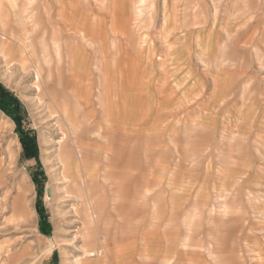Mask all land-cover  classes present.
<instances>
[{
    "label": "crops",
    "instance_id": "obj_1",
    "mask_svg": "<svg viewBox=\"0 0 264 264\" xmlns=\"http://www.w3.org/2000/svg\"><path fill=\"white\" fill-rule=\"evenodd\" d=\"M151 1L0 0V7L5 11L0 20V48L6 55V59L2 57V68H6L7 63L10 69L14 64L21 69L23 62L24 78L30 77L21 81L18 74L10 83L3 78L0 81L15 93L18 91L13 88H17L18 83L33 82L43 86V90L47 86L49 93L45 90L38 99L49 100L53 106H63L66 114L77 115V121L70 120L69 116L62 119L56 116L69 126L84 123L86 113L100 118L98 132L103 138L96 146L104 166L103 175L112 180H137V172L134 174L131 170V156L138 140L145 137L150 139V144L154 142L153 118L169 117L165 101L170 99L177 107L174 119L185 116L187 86L196 99L189 109L195 110L208 102L210 109L215 108L208 117L212 123L193 126L239 135L256 132L259 136H254L255 142L264 144V124L250 123V106L236 98L229 102V81L237 70L249 65L234 60L229 53L264 52V0H162V26L156 32L150 28L152 15L145 17V23L139 26L137 23L144 6ZM159 48L163 51L157 53ZM191 52L208 61L203 64L186 60V54ZM253 68L264 69L258 64H253ZM259 76L264 81V73ZM204 85H210L208 94ZM142 86H145L143 90ZM169 86H178L175 95H171ZM240 118L241 123L237 124ZM87 123L93 124L89 120ZM183 123L188 122H178L172 130L180 132ZM158 127L163 132L170 130L169 126ZM67 141L75 147L76 141ZM92 141L95 140L88 139V145ZM87 149L94 152L92 146ZM167 165L165 161L159 163L161 176L156 178L157 186L162 189L163 211L181 212V195L187 187L183 182L177 187L170 182ZM219 166L214 184L209 188L219 189V195L224 193L226 197L229 180L234 176L229 174V168ZM153 170L151 160L140 178L149 182L146 198L147 214H151V218ZM240 178L249 181L260 178V174L250 172L247 167ZM206 186L205 183H200V187L194 184L193 189L198 192ZM126 187L129 188L125 192H130L132 186ZM131 211L127 206L125 212ZM132 222H124L125 227L131 229ZM250 225L244 226L249 235L243 245L247 263L264 264V236L261 234L264 222ZM155 226L150 221L136 232L120 231L114 237L105 234L103 242L132 246L130 256L137 264H212L210 258H205V252L198 253L187 247L191 244L183 232L174 233L177 231H171L167 222ZM253 230L258 231V236H251ZM107 253L100 252L104 260L109 258Z\"/></svg>",
    "mask_w": 264,
    "mask_h": 264
},
{
    "label": "rangeland",
    "instance_id": "obj_2",
    "mask_svg": "<svg viewBox=\"0 0 264 264\" xmlns=\"http://www.w3.org/2000/svg\"><path fill=\"white\" fill-rule=\"evenodd\" d=\"M152 1L144 6L142 17H139L137 23L138 26L145 23V17L152 15L154 20L149 22L150 28L156 32L160 31L162 26V0ZM138 33H141L140 29ZM161 51L163 50L159 48L157 53ZM229 56L249 64L247 68L234 71L235 74L229 81V102L235 98L242 100L245 105L250 106V123L264 124V81L259 76L264 73V69L253 68V64L264 67V52L229 53ZM186 60L200 61L203 64L208 61L193 52L186 54ZM5 64L6 68L0 65V79L3 77L10 83L18 74L21 81L30 79L28 76L24 78L23 62L20 64L21 69L14 62L10 64L15 65L11 70L9 65ZM0 84L7 87L1 81ZM204 86L208 94L210 85ZM42 87L32 82L18 83L17 88H13L18 91L16 93L6 88L20 101L24 109L22 130L36 136L38 159H23L22 144L16 133L17 124L0 111V264H74L76 260L82 259L86 251H93L97 256L101 250L108 252L109 258L104 260L102 254L99 257H90L84 264H137L130 256L132 246L104 243V237L105 234L114 237L120 231L136 232L150 221H153L154 227L167 222L171 231H177L174 233L183 232L191 244L187 247L197 250L198 253L205 252V258H210L212 264H249L243 248L246 236H249L244 226H256L264 222V144L255 142L254 138L259 136L258 133L239 135L211 131L204 126H193L192 124L212 123L208 117L215 108L210 109L208 102L195 110L189 109L196 99L187 86L185 116L174 119L173 114L177 113L178 109L170 99L165 101V106L169 108V117L153 118L154 142L150 144V139L146 140L145 137L138 140L137 148L131 156V170L134 174L137 172V180H112L111 177L103 175L104 166L100 163L99 149L96 146L97 141L103 138L101 132H98L101 119L89 114L87 116L86 113L84 123H81L84 127L78 130L66 122L59 121L58 117L62 119V116H69L68 118L74 121H77L78 117L66 114V109L61 105L53 106L49 100L38 99L42 98L40 93L45 90L49 93L47 86H44V90ZM169 87L171 95H175L178 86ZM143 88L145 86H142L141 90ZM145 119L146 117H142V120ZM88 120L93 124L89 125ZM241 120L242 118L237 119L236 123L240 124ZM182 121L191 124L183 123L180 132H177V129L172 130L173 125L176 126L175 124ZM140 126L138 125V128H141ZM158 126H169L170 130L163 132ZM65 134L67 136L64 138ZM63 138L65 142L74 140L80 144L79 149L72 145L70 148V144L65 146L66 151L71 153L70 160L78 162L70 163L66 168L59 161L60 141ZM90 138L95 141L88 145ZM88 146H92L94 152L89 151ZM151 160L155 178L153 190H150V194L154 196L152 218L151 214H147L149 208L146 191L149 182L140 179L141 173ZM162 161L168 164L170 182L176 187L183 182L187 187L181 195V212L163 211L162 189L157 186L156 180L161 176L158 165ZM219 163H223L222 166H219ZM218 166L229 168V174L234 176L229 180V194L226 197L223 196L224 193L219 195V189L218 191L209 188V185L214 184ZM247 167L250 172L260 174V178L243 181L240 178L241 172ZM87 171L94 172L96 188L85 186L82 189L83 192H90L89 206H84L82 191L68 182L73 175L79 176ZM38 173L40 179L45 177L39 195L33 179ZM65 176L70 178L68 182L63 179ZM200 183L208 186L197 192L193 185L200 187ZM125 185L132 186L130 192H125L129 188H125ZM49 186L54 189L50 196L47 192ZM23 189H26V197L34 214L31 221L26 220L20 204V193ZM128 195L129 198L125 197ZM221 199L224 201L221 202ZM37 202H40L50 226L46 234L40 231L41 214ZM245 202L247 204H244ZM127 206H130L132 213L125 212ZM131 221L132 228L127 229L124 222ZM253 232L251 236H258L257 230ZM261 234L264 236V232ZM55 239L57 244H54ZM41 240L53 246L47 257L37 251L36 244Z\"/></svg>",
    "mask_w": 264,
    "mask_h": 264
},
{
    "label": "bare ground",
    "instance_id": "obj_3",
    "mask_svg": "<svg viewBox=\"0 0 264 264\" xmlns=\"http://www.w3.org/2000/svg\"><path fill=\"white\" fill-rule=\"evenodd\" d=\"M5 11L3 9H1L0 7V20H1V17L2 15H4ZM5 17V16H4ZM3 17V18H4ZM7 17V16H6ZM5 20V19H4ZM4 46V45H3ZM4 55V59H6V55L2 53L1 51V48H0V60L1 58L3 57ZM3 61V60H2ZM2 63H0L1 65ZM16 65V64H15ZM5 68V67H4ZM42 68V67H41ZM14 69V68H13ZM9 70V69H8ZM11 70V69H10ZM2 71V70H1ZM12 72V71H11ZM15 72H13L14 74ZM10 74V72L8 73ZM24 74V73H23ZM36 74V73H35ZM1 76V75H0ZM3 78V77H2ZM5 78V77H4ZM10 78V77H9ZM11 78H12V75H11ZM41 78V77H40ZM6 81L8 79H5ZM41 82V81H40ZM38 89H39V86H37ZM43 89V88H42ZM67 120V119H66ZM65 122V121H64ZM72 124H70L71 126ZM83 124L81 125V123H78L77 125H72V128H76L77 130L80 129V128H83ZM70 133V132H69ZM78 134V133H77ZM65 136H67V134H65L63 137L65 138ZM71 137V136H70ZM64 138L62 139V141H60V149H59V154H60V163L64 166V168L68 167V164L70 163H78V162H75L74 160H70V155L71 153L67 152L66 149H65V146H67L68 144H70V148L71 147V142L70 141H63ZM67 139V138H66ZM79 145L77 142L75 143V147H77L79 149ZM74 147V146H73ZM69 148V147H68ZM73 153V152H72ZM82 153V152H81ZM73 156V155H72ZM71 156V157H72ZM47 159V158H46ZM48 160V159H47ZM89 160V159H88ZM47 162V161H46ZM48 163V162H47ZM53 165V163H52ZM55 165V164H54ZM55 166H53L54 168ZM96 167V166H95ZM94 167V168H95ZM52 168V167H51ZM55 172V171H53ZM52 174V173H51ZM52 176V175H51ZM76 176V177H75ZM55 177V176H54ZM63 179H65L66 181L69 180L70 178L69 177H64ZM68 182V181H67ZM66 182V183H67ZM95 182V176H94V172H91V171H87L86 174H81L78 176L77 175H73L72 178L70 179V181L68 183H72L74 186H76L79 191H82V189L86 187H92V188H96V185L94 184ZM65 183V184H66ZM87 183H88V186H87ZM27 191H28V188H26ZM26 189L23 191H21L20 193V204H21V207H22V211L24 212L25 216H26V220L29 221L31 218L32 220L34 219V214L32 213L31 211V207H30V201L27 199L26 197ZM54 189L52 187H48V195H52ZM82 195H83V204L84 206L88 205L89 206V196L90 195V192L88 193V190L87 191H82ZM48 196V197H49ZM92 196V195H91ZM68 200V199H67ZM91 202V201H90ZM92 207V206H91ZM97 207V206H96ZM89 208V207H88ZM87 208V209H88ZM23 214V213H22ZM25 220V219H24ZM31 221V220H30ZM54 244H57V239H55L54 241ZM37 251L38 253L40 254H43L45 257H47L52 249V245H50L49 243H46L45 241L41 240V241H38L37 242ZM86 248V247H85ZM99 248V247H98ZM94 256H96V254L93 252V251H86V253L84 254V256H82V259L81 260H76V263L74 264H84V261H86L87 259H89L90 257L93 258ZM100 255H97L96 257H99Z\"/></svg>",
    "mask_w": 264,
    "mask_h": 264
},
{
    "label": "trees",
    "instance_id": "obj_4",
    "mask_svg": "<svg viewBox=\"0 0 264 264\" xmlns=\"http://www.w3.org/2000/svg\"><path fill=\"white\" fill-rule=\"evenodd\" d=\"M23 107L21 106L20 101L12 94L10 93L2 84H0V111L5 113L8 117H10L16 124V133L19 135L20 142L22 144L23 148V159L29 160V159H38V146H37V138L36 136L30 135L29 133H24L22 130V125L24 122L23 119ZM38 167L40 165L38 164ZM42 175V173L40 172ZM39 173L34 176V181L37 184L38 187V195L42 192V186L44 185V179L43 180L39 178ZM38 204V211L41 214V232L46 234L48 233V229L50 228L49 224L46 221V217L44 215V210L40 204V202H37Z\"/></svg>",
    "mask_w": 264,
    "mask_h": 264
}]
</instances>
